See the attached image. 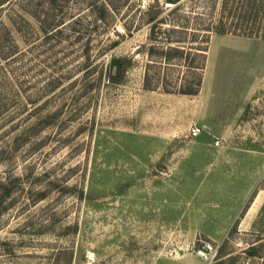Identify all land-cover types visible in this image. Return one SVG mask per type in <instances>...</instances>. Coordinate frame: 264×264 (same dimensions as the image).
Here are the masks:
<instances>
[{
    "label": "rangeland",
    "instance_id": "obj_1",
    "mask_svg": "<svg viewBox=\"0 0 264 264\" xmlns=\"http://www.w3.org/2000/svg\"><path fill=\"white\" fill-rule=\"evenodd\" d=\"M0 264H264V0H0Z\"/></svg>",
    "mask_w": 264,
    "mask_h": 264
},
{
    "label": "trees",
    "instance_id": "obj_2",
    "mask_svg": "<svg viewBox=\"0 0 264 264\" xmlns=\"http://www.w3.org/2000/svg\"><path fill=\"white\" fill-rule=\"evenodd\" d=\"M112 64H113V69L112 70H114L115 69V72H111V80H112V82H114V83H119L120 81H121V78H122V63H121V61H119V60H114L113 62H112Z\"/></svg>",
    "mask_w": 264,
    "mask_h": 264
},
{
    "label": "built area",
    "instance_id": "obj_3",
    "mask_svg": "<svg viewBox=\"0 0 264 264\" xmlns=\"http://www.w3.org/2000/svg\"><path fill=\"white\" fill-rule=\"evenodd\" d=\"M203 131L204 129L202 127L198 125H193L189 129V136L191 138H197L202 134ZM216 144H219V142L217 141Z\"/></svg>",
    "mask_w": 264,
    "mask_h": 264
},
{
    "label": "water",
    "instance_id": "obj_4",
    "mask_svg": "<svg viewBox=\"0 0 264 264\" xmlns=\"http://www.w3.org/2000/svg\"><path fill=\"white\" fill-rule=\"evenodd\" d=\"M113 71L115 72V69Z\"/></svg>",
    "mask_w": 264,
    "mask_h": 264
}]
</instances>
